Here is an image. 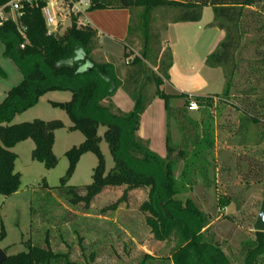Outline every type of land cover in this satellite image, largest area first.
Instances as JSON below:
<instances>
[{
	"label": "trees",
	"instance_id": "1",
	"mask_svg": "<svg viewBox=\"0 0 264 264\" xmlns=\"http://www.w3.org/2000/svg\"><path fill=\"white\" fill-rule=\"evenodd\" d=\"M10 1L0 0V7ZM43 7V4L36 7L24 3L20 10L18 21L26 28L28 42L12 19L0 26L4 57L23 76L21 84L10 90L0 105V195L11 197L21 190L22 176L16 172L17 155L13 149L24 141L31 139L34 142V161L43 163L48 170L57 167L59 161L53 151L55 133L64 129L65 124L60 120H35L16 125L13 122L17 116L35 107L47 94L70 93L69 102L51 104L66 112L73 124L70 130L83 134L85 142L66 153L70 165L67 174L61 179L58 193L72 197L76 205L83 203L89 207L109 188L125 187L122 201L132 191H148V201L140 210L147 215V224L157 241H177L170 256L172 264H232L218 244L206 239L209 221L200 206L191 197H180L176 171L189 156L190 144L198 148L196 155L201 152L202 139L192 132L199 129V123L189 116L190 95L166 94L161 90L165 82L170 80L173 55L170 49L163 53L161 48L155 50L159 40L153 33L152 24L157 16L166 17L173 24L198 23L202 21L204 9L212 7L215 17L212 27L225 32L226 37L209 57L208 65L216 69L224 68L227 72L222 95L224 103L220 102L225 104L230 101L234 87L236 55L242 48L244 36L248 34L245 21L250 14L264 15V0H94L90 12L112 9L130 10L132 13L135 9L143 10V21L139 27L144 40L142 58L134 59L124 77L113 63L94 59L99 38L97 30L90 26L78 28L75 21L64 36H50L42 13ZM9 11L6 9L7 13ZM257 29L259 33L262 32L264 25ZM131 33L132 26L129 35ZM125 52V57L129 58L126 45ZM154 52V67H158L160 75L151 73L154 71H149L145 62L149 54ZM261 62L264 63V58ZM153 83L157 85L156 97L165 102L168 118L176 119L184 137L183 144L178 148L173 144L172 135L168 134L166 159L154 153L138 136L142 116L152 104L147 90ZM121 89L129 94L135 104L129 113L114 105L113 98ZM193 99L197 102L206 101L208 107L214 105L210 97L194 96ZM179 103H183L182 106ZM231 104L238 114L234 135L241 136L242 142H246L251 129L256 128V145L263 147V118L248 107ZM101 127L106 128L104 139L115 164L109 173L101 152ZM186 131L190 132L191 138L186 135ZM88 153L96 155L98 159L93 184L84 188L70 187L69 182L81 157ZM45 188L50 189L47 183ZM81 190L85 192L84 195L79 193ZM5 236L3 230L1 239ZM48 237L44 246L30 244L28 252L8 256L3 264H57L62 259L68 260V255L54 251ZM255 237L248 248L246 264L264 263V233L256 232ZM66 264L72 263L68 261Z\"/></svg>",
	"mask_w": 264,
	"mask_h": 264
},
{
	"label": "rangeland",
	"instance_id": "2",
	"mask_svg": "<svg viewBox=\"0 0 264 264\" xmlns=\"http://www.w3.org/2000/svg\"><path fill=\"white\" fill-rule=\"evenodd\" d=\"M142 14V9L132 11V33L129 35L130 40L125 43L127 54L133 59L142 58L144 40L139 32ZM7 16L17 17L15 13ZM249 16L245 21L248 34L244 36L242 48L236 55L234 87L229 102L220 104L224 101L222 95L227 80L226 70L218 68L217 71H210L201 65V60L207 58L220 38L218 31L221 30L212 27L215 18L212 7L204 9L201 25L204 32L197 47L198 57L179 53L180 64L193 63L199 74L207 80L208 87L199 94H211L206 97L214 101L212 107L206 106V101H201L197 102L199 110H188L189 116L199 123V129L192 132L198 134L202 143L201 152L197 155L195 152L198 148L195 149L190 144L189 156L178 166L176 178L180 186V197H191L200 206L209 221L206 239L218 244L232 264H246L248 248L256 238L254 225L264 199V146L256 145V128L251 129L246 142H242L241 136L234 135L238 114L231 104L248 107L264 120V63L261 62L264 58V30L259 33L257 29L264 25V15L258 13ZM168 26V18L162 16H157L152 24L153 33L159 40L156 51L166 46ZM192 30L191 36L196 28ZM62 33L65 35L66 30ZM96 49H101L99 38ZM104 49L109 55L108 62L117 66L124 77L132 67V63H128V58L125 57L124 44L106 40ZM4 52L5 47L0 44V105L8 92L23 80L22 74L4 57ZM155 54L150 53L145 62L149 71H154L151 73L160 75L158 67H154ZM94 59L105 62L101 51H98ZM164 86L161 90L166 94L174 93L171 87ZM122 91L124 92L123 89L121 93ZM156 91L157 85L154 83L147 90V95L153 102L146 118V123L149 122L147 132L155 144L153 152L166 159L168 134L173 135V144L178 148L183 144L184 137L176 119L168 118L165 102L156 97ZM63 94L66 96L50 94L42 97L35 107L17 116L13 122L16 125L35 120H60L67 126L55 133L53 151L59 163L52 170L32 159L35 144L31 139L13 149L17 155L16 172L22 176V186L11 197L0 195V250L5 251L8 256L26 253L30 244L44 246L49 235L54 251L68 255V260L62 259L57 264H66L68 261L72 264H172L170 256L177 241H157L147 224V215L140 210L148 201V191H132L122 201L126 188H109L89 207L83 203L76 205L72 202V197L58 193L61 179L67 174L70 165L66 153L85 142L83 134L70 130L73 124L66 112L51 104L52 101L69 102L71 94ZM123 95L121 94L119 101L122 102L123 97L126 99L124 102L130 101L131 97L127 93ZM156 98L158 99L154 102ZM132 110L133 108L127 113ZM105 132L106 128L101 127V152L109 173L115 164L104 139ZM185 133L191 138L189 131ZM97 165L96 155H83L69 186L84 188L92 185ZM45 183L50 189L45 188ZM79 193L85 194L83 190ZM3 230L6 236L1 239Z\"/></svg>",
	"mask_w": 264,
	"mask_h": 264
},
{
	"label": "crops",
	"instance_id": "3",
	"mask_svg": "<svg viewBox=\"0 0 264 264\" xmlns=\"http://www.w3.org/2000/svg\"><path fill=\"white\" fill-rule=\"evenodd\" d=\"M87 20H88V25L99 32L101 49H96L94 51V56H96L98 51H101L102 56L105 59V62H108L109 55L108 52L104 49L106 40H109L111 42L123 43L124 46L126 45L125 43L129 38V28L131 26L132 13L130 10H112V9L99 10V11L97 10L95 12L89 13L87 16ZM202 22H203V18L202 21L198 23H177V24L169 23L167 29V41L165 43L166 46L162 49V53L167 48H169L173 55V66L169 71L170 80L166 81L164 86L166 87L168 85V87H171L172 91H174L172 95L188 94V95H196L199 97H206L208 95H211V94H207V95L199 94L202 92V90H205L208 87V83L207 80L202 76V74H199L200 72H198L196 66L193 63H189V62L188 63L182 62V64H180L179 62V53L180 55L182 53L183 56L184 54H186L191 57L192 56L198 57L197 47H198V43L201 42L202 35L204 32V27L201 26ZM194 27L196 28V32L191 36L190 31H193L192 29ZM218 32H220V38L217 44L207 54L206 56L207 58H205V60L203 59L201 60V65L206 66V68H208L210 71H217L219 69L209 67V65L207 64L208 57H210L218 49L220 43L226 37L223 31H218ZM179 48H181V50H179ZM119 91L120 92H118L113 98L115 107L125 113H127L131 108L134 109L135 104L132 99H130V101L124 102V100L126 99H124L125 97H123L122 102L119 101V99L122 98V96H124L123 93L124 94L127 93L125 90L124 92L122 91V93L121 90ZM50 94L54 96H66V94L60 92L49 93L47 95ZM157 99L158 98H156L154 102ZM57 103H62V102H57ZM151 109H152V104L148 107L147 111L142 116L138 135L146 143H148L149 148L152 151H154L155 144L153 143V140L149 137V134L147 132L149 122L146 123V118L149 116L148 114H150ZM66 126L67 125L65 124V127ZM172 139L174 142L173 135H172Z\"/></svg>",
	"mask_w": 264,
	"mask_h": 264
},
{
	"label": "built area",
	"instance_id": "4",
	"mask_svg": "<svg viewBox=\"0 0 264 264\" xmlns=\"http://www.w3.org/2000/svg\"><path fill=\"white\" fill-rule=\"evenodd\" d=\"M24 3L40 7L42 4V13L50 36L61 37L64 36L63 31H67L72 27L76 21L78 28L89 26L87 16L91 7L94 4V0H11L6 6L0 7V26L5 21L12 19L21 33V35L27 40L26 28L20 25L18 19L21 17L20 10ZM9 9V13L6 12ZM10 13L16 14V18H9L7 15ZM25 46L23 45L22 48ZM133 57L128 58V63H133ZM190 103L188 106L189 111H197L200 109L197 101L193 99L194 96L190 95Z\"/></svg>",
	"mask_w": 264,
	"mask_h": 264
},
{
	"label": "water",
	"instance_id": "5",
	"mask_svg": "<svg viewBox=\"0 0 264 264\" xmlns=\"http://www.w3.org/2000/svg\"><path fill=\"white\" fill-rule=\"evenodd\" d=\"M254 232H262L264 233V199L261 205V209L257 218V221L254 225ZM8 258V255L5 253V251L0 250V264H3V262Z\"/></svg>",
	"mask_w": 264,
	"mask_h": 264
}]
</instances>
